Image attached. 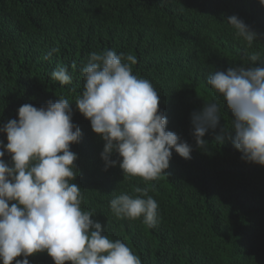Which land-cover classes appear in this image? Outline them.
Instances as JSON below:
<instances>
[{"label":"trees","instance_id":"16d2710c","mask_svg":"<svg viewBox=\"0 0 264 264\" xmlns=\"http://www.w3.org/2000/svg\"><path fill=\"white\" fill-rule=\"evenodd\" d=\"M233 15L258 34L251 47L227 23ZM53 48L59 51L44 59ZM106 50L137 57L133 74L153 84L167 130L193 151L184 159L173 150L166 174L154 181L125 176L118 163L105 171L104 142L73 104L82 132L71 145L82 210L93 211L104 234L125 242L142 264H264V166L242 161L226 134L218 142L219 128L203 137L206 149L198 148L191 124L193 112L215 101L221 125L229 126L232 114L207 77L252 66L254 53L255 65L264 64V6L259 0H0V127L18 119L24 104L39 108L61 97L75 103L89 54ZM57 65L67 67L70 84L51 78ZM0 140L6 144V134ZM3 159L11 162L7 153ZM137 187H147L159 205L154 228L111 212L115 195H138ZM28 259L54 264L46 252Z\"/></svg>","mask_w":264,"mask_h":264},{"label":"clouds","instance_id":"9594fccd","mask_svg":"<svg viewBox=\"0 0 264 264\" xmlns=\"http://www.w3.org/2000/svg\"><path fill=\"white\" fill-rule=\"evenodd\" d=\"M163 2V0H162ZM264 6V0H259ZM227 23L235 35L251 47L258 34L233 15ZM58 48L51 49L50 59ZM259 53L250 56L252 66H234L207 77L213 92L223 98L231 112L229 126L221 125L218 102L204 103L191 114L196 146L206 149L203 139L220 129L246 163L264 166V64L255 65ZM137 57L114 50L91 52L81 69L83 91L75 103L66 98L45 106L21 105L18 119L0 127L7 143L0 140V261L29 264V256L46 252L54 264H142L123 241L110 239L94 212L82 210L84 195L74 183L78 155L71 145L80 142L81 129L73 123V108L90 121L91 129L104 142V170L119 164L123 175L154 181L166 174L173 150L191 159L192 146L167 130L168 120L159 109L160 95L153 84L133 74ZM51 78L60 85L72 82L66 66L57 65ZM8 154L11 162L3 157ZM116 154L118 159H112ZM147 187L138 195L121 192L109 202L117 218L140 219L154 228L159 205ZM23 259H16L17 257Z\"/></svg>","mask_w":264,"mask_h":264}]
</instances>
